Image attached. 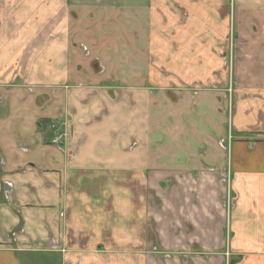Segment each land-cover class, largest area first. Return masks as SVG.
Masks as SVG:
<instances>
[{"label": "crops", "instance_id": "crops-1", "mask_svg": "<svg viewBox=\"0 0 264 264\" xmlns=\"http://www.w3.org/2000/svg\"><path fill=\"white\" fill-rule=\"evenodd\" d=\"M169 91L200 116L175 144L150 124ZM0 188V264H87L70 243L105 232L111 264H264V0H0ZM156 245L178 253L130 252Z\"/></svg>", "mask_w": 264, "mask_h": 264}, {"label": "rangeland", "instance_id": "rangeland-1", "mask_svg": "<svg viewBox=\"0 0 264 264\" xmlns=\"http://www.w3.org/2000/svg\"><path fill=\"white\" fill-rule=\"evenodd\" d=\"M230 4H232V0H230ZM139 5V4H137ZM222 58V61H224V63L227 65L226 66V70L228 71V78L230 80V72L232 73V56L230 54V51L227 52L226 55H224ZM231 81H232V77H231ZM229 83H227L228 85ZM216 85V84H215ZM226 85V88L230 89V91L232 90L233 91V88L231 86L228 85L227 87ZM214 85H207V86H203V88H196L194 87L198 92L203 90L204 93H207L206 91H211V90H214ZM194 88H192V90H194ZM217 90V88L215 89ZM169 91L168 93V96L169 97V100L168 98L166 99L165 98V102H166V106H167V110L163 111L162 113H167L166 114V124H162V119L163 118H159L160 116V112H157L158 110H155V111H152V114H151V117H150V124H151V127H153L154 125H156V128H157V131L156 133H162L164 134L163 137H161V141H169L171 142V144H175V141L178 137V135H180V132L179 131H174V130H168L167 128H174L175 126V123L178 122L181 124V126H183V133H189L191 132L190 129H191V125L192 123H198L199 122V118L200 116H196L195 113L191 112L192 111V108H195L196 107V101H197V98L195 96V92L192 91V97H187V98H183L182 100L183 101H187V104L186 106H188V108L184 109L183 111H181V109H179L177 111L176 107L179 105V104H176L178 103V101L180 100L179 97L177 96V94L175 93H172ZM228 95V93H226ZM208 95V94H206ZM211 95V94H210ZM231 95V93H230ZM228 97V96H227ZM162 100V99H161ZM231 99H227V107H226V110H224V108L221 110V116L226 117V120H227V128H229V119L231 121V113H232V110H233V104L231 103L230 101ZM201 101L204 102V105L206 107H209L211 104H216L217 101L216 100H213L212 98L210 97H206V99L203 97V99L201 98ZM230 105V107H229ZM211 111H208L206 114H203V116H201L205 122H209V120L207 119H210L211 118V114H210ZM220 113V112H219ZM176 115V116H175ZM225 115V116H224ZM62 122V129H66V122L65 120L64 121H61ZM165 123V121H163ZM205 125V124H204ZM165 128L163 129V131H159L158 128L160 127H164ZM170 126V127H169ZM207 126V125H206ZM167 129V131H166ZM151 134L153 133L152 131H150ZM166 132V133H165ZM66 137H65V140L63 141V144H65V142L68 140V131L66 129V131L64 132ZM151 136V135H150ZM155 135L153 134V137L154 138ZM228 138H230V141L228 140ZM153 140V139H152ZM158 140H156L157 142ZM216 142L218 144V146L225 152V153H229V148H230V145L231 143L233 142V132L230 131V129H227L225 131V134L221 135L220 137L216 138ZM219 143H222V147L220 146ZM64 147V145H63ZM201 153V151H200ZM202 155V154H200ZM160 179L158 178H155V179H151V184L152 186H156L157 187V183L159 182ZM222 181H223V177H222ZM224 182V181H223ZM227 180L224 182L226 183ZM228 183V182H227ZM163 184L164 186H168L169 187H173L175 185V180L174 179H163ZM152 192V197L154 198V195H153V190L151 191ZM225 201H224V205L226 206V201L227 198H228V195H226L225 197ZM140 199H141V196H140ZM155 202H157V200L155 199ZM227 209V207H225ZM229 208V207H228ZM228 210V209H227ZM153 214V212H152ZM231 219V212L228 211V222L230 221ZM110 239H111V236H110V233L109 232H105L102 234V240H103V243H100L99 247H96V246H92V245H89L90 243H81V244H77L78 246H76L74 243H70V248L72 251H74L75 249L77 250L78 248H81L82 250H84L86 252V255L87 257L89 258V261L87 262V264H111V260H110V255L114 254L115 253V249L112 248L110 246ZM154 245V244H153ZM76 247V248H74ZM130 251V250H129ZM122 252V249L120 247V250L118 251L119 254H121ZM131 253L133 254H137V256H140V255H148L152 262L155 260L157 261H160V260H169L171 259L172 257H174L178 252H175V251H166V250H161L159 249V246L156 245V246H152L150 247L149 250L145 249V248H142L141 246L139 247H136L134 248L133 250L130 251ZM227 251H225L226 253ZM101 255L104 256L102 257L103 259L102 260H108V262L106 261L105 262H99L100 260L99 259H95V257L97 255ZM125 254V253H124ZM140 254V255H138ZM94 255V259L91 260L90 257ZM44 256V255H43ZM34 257H37L36 261H39V262H42L44 261V257L40 256V255H34ZM99 257V256H98ZM101 257V256H100ZM121 261H123L122 259H120V264ZM154 264V263H152Z\"/></svg>", "mask_w": 264, "mask_h": 264}, {"label": "built area", "instance_id": "built-area-1", "mask_svg": "<svg viewBox=\"0 0 264 264\" xmlns=\"http://www.w3.org/2000/svg\"><path fill=\"white\" fill-rule=\"evenodd\" d=\"M49 128L52 131V137L49 140L50 144L54 145V146H60L66 137V135L64 133L65 130L62 129V122L54 121V122H52V124H50ZM228 140L230 141V138H228ZM219 144L222 147V145H221L222 143H219ZM226 180H227V182H229V175L228 174L223 177V181L225 182ZM0 190H1V188H0ZM22 232H23V230L21 227L12 228L8 233V239L12 243H14V242H16V237L18 236V234H20Z\"/></svg>", "mask_w": 264, "mask_h": 264}, {"label": "flooded vegetation", "instance_id": "flooded-vegetation-1", "mask_svg": "<svg viewBox=\"0 0 264 264\" xmlns=\"http://www.w3.org/2000/svg\"><path fill=\"white\" fill-rule=\"evenodd\" d=\"M226 255H227V257H228V255H229V254H228V253H226ZM228 264H229V262H228Z\"/></svg>", "mask_w": 264, "mask_h": 264}, {"label": "bare ground", "instance_id": "bare-ground-1", "mask_svg": "<svg viewBox=\"0 0 264 264\" xmlns=\"http://www.w3.org/2000/svg\"><path fill=\"white\" fill-rule=\"evenodd\" d=\"M38 260V259H37Z\"/></svg>", "mask_w": 264, "mask_h": 264}]
</instances>
